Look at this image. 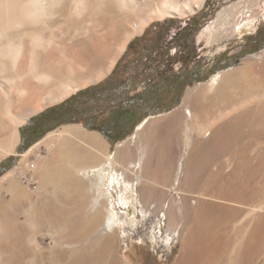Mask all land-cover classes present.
<instances>
[{"label": "rangeland", "instance_id": "374dc122", "mask_svg": "<svg viewBox=\"0 0 264 264\" xmlns=\"http://www.w3.org/2000/svg\"><path fill=\"white\" fill-rule=\"evenodd\" d=\"M55 1L48 13L60 27L52 30L43 18L10 22L17 6L0 0V142L14 116L38 112L0 161V264H264V0H206L194 12L187 7L196 0H167L185 14L150 23L144 17L165 0H134L142 11L134 22L144 29L117 62L122 89L140 93L160 79L149 91L158 105L140 98L145 112L169 109L167 94L180 103L149 115L116 144L74 142L57 128L21 153L23 126L98 85L86 81L134 31L124 0H81L82 11L74 0ZM166 20L174 21L166 39L175 40L152 53L144 47ZM38 32L44 42L36 48ZM68 32L66 45L48 40ZM220 72L225 79L207 90ZM69 85L77 91L51 104ZM84 153L94 156L87 170ZM203 237L210 248L197 256Z\"/></svg>", "mask_w": 264, "mask_h": 264}, {"label": "bare ground", "instance_id": "6f19581e", "mask_svg": "<svg viewBox=\"0 0 264 264\" xmlns=\"http://www.w3.org/2000/svg\"><path fill=\"white\" fill-rule=\"evenodd\" d=\"M75 1V3L77 4V7L80 9V11H82V7H80L79 6V3L81 2V0H74ZM164 1V0H163ZM167 0H165V2L164 3H161V5H158L157 6V10L156 11H154L153 12V14L149 17V16H146V17H144V20H145V22L146 23H150V22H152L154 19H159V18H162V17H165V16H173L174 14H176V13H178V14H181V15H183V14H185V12H183L182 11V9L181 8H179V7H174V4L173 3H171V2H166ZM206 0H196V6L194 7V8H192V6L191 5H188V7H187V9L189 10V11H192V12H194L195 11V8L197 7H201L202 5H203V3L205 2ZM11 2H13V5H14V8H16V3H19V1L17 0H14V1H12L11 0ZM60 2V1H59ZM5 4H6V2H4ZM55 3H56V1L55 0H27L26 2L25 1H23V3L22 4H20L21 6H17V8H16V12H14V13H16V16H15V18L14 17H9L10 18V22L11 21H15V20H18L19 22H22V24H24V23H33V24H35V22H37V20L36 19H46V23H47V25H48V29H52V30H54V28H59L60 26L58 25V23L55 21L56 20V16L54 15V16H52V15H49V11H51V9L53 8L54 9V5H55ZM10 5V4H9ZM12 4H11V7L10 8H13L12 6H13ZM140 4L139 3H136L134 0H124V2L122 3V5H121V8H123V9H126V11L124 12V14L126 15V17H127V19L128 20H131L133 23H134V31L132 32V33H129V35H128V38L126 39V41H125V44L124 45H122V46H120V47H118L117 49H116V51H108L107 53H106V55H105V58H107V59H109V61H107L108 63H107V65L105 66V68L100 72V75H98L97 77H95V78H91V79H89L88 81H86V83L88 84V85H92V84H97V83H99V82H101V81H103L106 77H108L110 74H111V72L113 71V69L115 68V66H116V64H117V62H118V60H119V58H120V56L124 53V51H125V49H126V47H127V45L129 44V42H130V40H131V38L132 37H134V35L135 34H137V33H142L143 32V25H141V24H139V23H137V22H134L136 19H137V17H138V11H140V12H142L141 11V9H140V6H139ZM145 8V7H144ZM13 10V9H12ZM15 10V9H14ZM9 12H10V10H9ZM51 13V12H50ZM187 13V12H186ZM15 15V14H14ZM42 19V20H43ZM38 21H40V20H38ZM20 25V24H19ZM46 25V26H47ZM46 30V29H45ZM73 39V37L71 36V33H63V35H61V36H57L56 34H52L49 38H48V40L50 41V42H52V43H54V41L55 40H57V42L60 44V45H66L67 44V42L69 41V40H72ZM33 40H34V42L33 43H35V47L36 48H39V47H41L42 45H43V42H44V37H43V32H38L37 34H35L34 35V37H33ZM11 47H12V45H11ZM11 47H10V50H11ZM15 48V47H14ZM16 49V48H15ZM12 52V51H11ZM11 52H9V53H11ZM19 52V51H18ZM15 54V53H14ZM17 55V54H16ZM223 79H225L224 78V75H223V73L222 72H220V73H217V74H215V75H213V77H211V79L208 81V83H207V85H206V89L207 90H209V91H211V90H215V89H217L218 87H219V85H220V83H222V80ZM222 85V84H221ZM203 86H205V85H203ZM221 87V86H220ZM78 87L77 86H75V87H73V86H71V85H69L68 87H67V89L61 94V96H52L51 97V101H50V103L51 104H55V103H59V102H61V101H63L64 99H66L67 97H69L71 94H73V93H75L77 90ZM200 89V88H199ZM199 89H197V90H199ZM199 94L201 93L200 91L198 92ZM195 94V93H194ZM194 94H191V95H194ZM202 94V93H201ZM209 94H211V92H209ZM213 94H215V93H213ZM200 96V95H199ZM193 97V96H192ZM191 97V98H192ZM207 97H209V96H207ZM194 98H195V96H194ZM201 98V97H200ZM203 98H205L204 96H203ZM210 98V97H209ZM197 99H199V98H197ZM208 99V98H207ZM191 101V100H190ZM197 102H198V100H197ZM205 103H207V102H204V104ZM196 104H198V103H196ZM188 105H194V104H192V102H189L188 103ZM200 105V104H199ZM198 105V106H199ZM201 105H202V103H201ZM206 105V104H205ZM209 105H210V102H209ZM191 107H193V106H191ZM197 107V106H196ZM195 107V108H196ZM207 107L209 108V106L207 105ZM194 108V109H195ZM207 108V110H209ZM187 109V108H186ZM192 108H190V110H191ZM204 110H206V108H203ZM184 110H185V108L183 109V112H184ZM189 112H190V110L189 109H187ZM236 109H235V107L233 108V111H235ZM194 111V110H193ZM182 112V111H181ZM180 112V113H181ZM192 112V111H191ZM190 112V113H191ZM35 113H38V112H36V111H33V112H23V113H18L16 116H14L13 117V120H14V122L16 123V126H15V128H13L11 131H9L8 132V134H6L5 135V139H3V141L2 142H0V161L1 160H3V159H5V158H7V157H9V156H11L12 154H13V151L15 150V148H16V146H17V144H18V142H19V130H18V128H19V126H21V125H23L25 122H26V120H27V118L28 117H30L31 115H34ZM196 114H199V113H197V112H195ZM192 115L194 114V113H191ZM195 115V114H194ZM181 116H182V114H181ZM193 117H195V116H193ZM197 117V116H196ZM220 117V116H219ZM171 118V117H170ZM173 118V117H172ZM171 118V119H172ZM198 118V117H197ZM170 119V120H171ZM222 119V117H220L219 118V120H221ZM168 120V119H167ZM165 124L164 125H166V122H164ZM167 123H168V121H167ZM169 124H170V122H169ZM169 124H167V125H169ZM165 127H167V126H165ZM169 127V126H168ZM167 127V129H169ZM172 128H173V126H171ZM203 128V127H202ZM166 129V130H167ZM201 128H199V130H200ZM169 130H171V128L169 129ZM198 130V131H199ZM168 131V130H167ZM202 131H203V133H205V131H206V129H202ZM167 134V133H166ZM168 134H170V132L168 133ZM160 141V140H159ZM163 147V146H162ZM164 149H166V148H164ZM166 152V151H165ZM144 153V152H143ZM147 155V154H146ZM144 156V155H143ZM183 157V156H182ZM182 159V158H181ZM84 160H86V158L84 159ZM83 160V162L85 163H83L82 165V168L84 167L85 169H83V170H87L86 168H88L89 167V163H90V158L89 159H87L86 161H84ZM184 160V159H183ZM145 162V161H144ZM87 164V165H86ZM85 165V166H84ZM144 165V164H143ZM182 165H184V164H181V166H180V170L178 171V173H179V177H180V175H182ZM74 168L76 169V166H74ZM90 168L94 171V172H97V169H95V167H93V166H90ZM97 168V167H96ZM178 168H179V165H178ZM183 170H186V169H183ZM98 173L100 174V175H104V171H102V170H98ZM178 173H177V175H178ZM11 174H13V173H11ZM185 174V173H184ZM178 177V179L177 180H179L180 178ZM8 177H6V179H7ZM138 178V177H137ZM4 180V179H3ZM104 180H105V177H104ZM138 182H139V180L137 179V182H135V186H137L138 185ZM180 183V182H179ZM135 186H133L134 188H135ZM177 186V185H176ZM121 188V186L118 188V190ZM119 193H120V191H119ZM121 194V193H120ZM143 196H145V195H143ZM153 197V196H152ZM142 198V197H141ZM144 198V197H143ZM150 201H152L151 199H150ZM143 202V201H142ZM153 203H155V201H154V199H153ZM146 204L147 205H149L150 203H149V201L147 202L146 201ZM174 227V226H173ZM177 229H178V227H174L173 228V231L174 232H176L177 231ZM200 242H201V245H202V248L199 250V252L197 253V256H199L200 254H202L203 252H204V249H207L208 248V241H207V239H205V237H203V238H201V240H200ZM199 242V243H200ZM208 244V245H207ZM204 247V248H203ZM210 248V247H209ZM208 248V249H209ZM195 252H194V254H191V256H190V258H189V260H192L194 257H195ZM183 259H185V254H184V256H183ZM182 259V260H183Z\"/></svg>", "mask_w": 264, "mask_h": 264}, {"label": "trees", "instance_id": "16d2710c", "mask_svg": "<svg viewBox=\"0 0 264 264\" xmlns=\"http://www.w3.org/2000/svg\"><path fill=\"white\" fill-rule=\"evenodd\" d=\"M190 21L193 22L194 24L198 23V20L196 18H193ZM173 22H174L173 20H166L164 22H158L154 27L156 30L154 32L155 35L153 36V38H151L152 42L149 45L145 46L144 48L145 49L149 48L152 50V53H154L156 50L167 47L170 44H172V41L175 40V38H171L172 40L168 41L165 35L170 31V27L173 24ZM190 24L191 23H188L187 28H185L184 30L188 31L191 28L189 27ZM151 29L152 28L147 29L146 33L144 34L142 38L147 36L149 34L148 32ZM179 35L180 33H178L175 37H178ZM136 40L137 38L133 39L130 42L128 49L125 52L124 56H126L128 52L133 49V46ZM119 66H120V62L114 68V70L109 75V77L101 81L95 87L88 88L84 91L79 92V96L77 98H70L60 105H57L55 107L45 110L42 114H47L52 110L59 109L62 106L70 102H74L78 100L79 105L84 109L83 115L84 113L90 114L94 116V118L98 121L101 120L102 117L108 116L115 111H122V110L124 111L125 109L131 110L136 115V120L134 124V126L136 127L139 124H141L149 115L161 113L164 111H170L180 103V100L176 102L174 101V98L176 97L174 94L173 96H170L172 94H167L165 95V99H167V102L169 104V109H166V110L154 109L150 114L146 113L145 112L146 109H144L145 108L144 105L146 102L144 100H140V98L142 96L147 97L148 103L154 106L158 105V103L154 101L155 94L150 93L149 91L155 89L156 87L161 86V80L156 79L151 84H148L147 86H145L142 92L140 93L137 92L136 94H132L128 90L124 91L122 89V85L124 81L120 80V77H118V75L116 74ZM191 83L192 82H185L186 84L185 86H190ZM160 96L164 97L162 94H159L157 98L160 99L159 98ZM180 97L181 95L179 96V98ZM75 122L84 124L85 127L91 131L93 130V131L102 132L100 126L98 125H94V126L87 125L85 123V118L82 115L77 116V119L73 120L71 123H75ZM23 129L24 128H22V132H23ZM20 150L22 153L26 149L22 150V145H21Z\"/></svg>", "mask_w": 264, "mask_h": 264}, {"label": "flooded vegetation", "instance_id": "af4514ba", "mask_svg": "<svg viewBox=\"0 0 264 264\" xmlns=\"http://www.w3.org/2000/svg\"><path fill=\"white\" fill-rule=\"evenodd\" d=\"M83 111L84 109L79 105L78 100H76L59 109H55L41 119L31 122L22 132V148L29 145L34 139L40 141L45 133H49L60 126L71 123L79 115L84 116L87 125L100 126L102 130L100 133L107 141L113 144L123 140L125 134L135 127L136 115L128 109L115 111L108 116L102 117L99 121L90 114L84 113L83 115Z\"/></svg>", "mask_w": 264, "mask_h": 264}, {"label": "crops", "instance_id": "0c3cea01", "mask_svg": "<svg viewBox=\"0 0 264 264\" xmlns=\"http://www.w3.org/2000/svg\"><path fill=\"white\" fill-rule=\"evenodd\" d=\"M52 111H54V110H52ZM52 111H50V112H52ZM42 113H40L39 115H37L35 118L31 119L25 126H23V128L25 129L31 122H33V121H35L37 119H41L44 116H46L47 114H49V113H47V114H42ZM58 128L61 129V130H64L65 131V134L68 136V138H74L73 139L74 142L75 141H78V142H83L84 144H88V145L90 144L91 145L93 143H97L98 141H100V138H103V135L100 132H98V131H90L82 123H69V124H65L63 126H60ZM53 131H51V132H53ZM51 132L45 133L44 134V137L40 141H42L44 138H46L47 136H49V134ZM40 141L37 140V142H40ZM83 156H85L86 160L89 159V158L91 160L92 157H94L90 153L89 154L88 153H84ZM81 158H83V157H81Z\"/></svg>", "mask_w": 264, "mask_h": 264}, {"label": "built area", "instance_id": "2783aa9c", "mask_svg": "<svg viewBox=\"0 0 264 264\" xmlns=\"http://www.w3.org/2000/svg\"><path fill=\"white\" fill-rule=\"evenodd\" d=\"M35 167V165H33V168Z\"/></svg>", "mask_w": 264, "mask_h": 264}]
</instances>
